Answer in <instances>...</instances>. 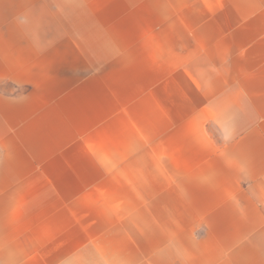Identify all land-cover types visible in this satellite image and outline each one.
<instances>
[{
  "label": "crops",
  "instance_id": "obj_1",
  "mask_svg": "<svg viewBox=\"0 0 264 264\" xmlns=\"http://www.w3.org/2000/svg\"><path fill=\"white\" fill-rule=\"evenodd\" d=\"M0 264H264V0H0Z\"/></svg>",
  "mask_w": 264,
  "mask_h": 264
}]
</instances>
